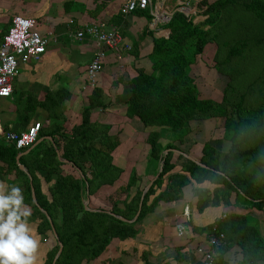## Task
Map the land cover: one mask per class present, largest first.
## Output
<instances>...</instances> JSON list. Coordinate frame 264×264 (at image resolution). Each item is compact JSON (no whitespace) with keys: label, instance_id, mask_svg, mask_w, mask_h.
<instances>
[{"label":"trees","instance_id":"trees-1","mask_svg":"<svg viewBox=\"0 0 264 264\" xmlns=\"http://www.w3.org/2000/svg\"><path fill=\"white\" fill-rule=\"evenodd\" d=\"M156 1L153 0L154 3ZM198 6L204 9L203 15L207 16L201 23H195L194 17L175 12L170 22L160 25L170 31L168 38L157 35L156 30L148 28L145 31L153 37V50L148 56L152 70H139L129 82L126 115L138 119L147 129H167L175 135V142L166 145L160 140V132L151 131L148 135L150 151L147 174L153 170V176L156 177L162 163L163 169L146 193L136 222L128 223L120 219L133 220L139 211L145 188H142L141 178L136 171L131 173L127 185L120 189L126 196L123 207L114 201L112 210L108 212L91 211L84 205L86 197L98 193L104 186H114L124 171L114 163L112 154L120 141L110 134L111 126L90 121L91 111L100 105L102 91L98 89V84L91 87L94 88V94L90 96V107L83 112L84 122L75 127L72 134L66 135L56 129L49 133L41 131L39 138L50 136L54 143L42 141L20 158V163L27 171H23L17 162V157L27 149L21 152L14 144H6L5 140L0 139V180L8 185L20 181L17 186L23 190L24 201L30 202L36 214L42 216L45 229L42 224L40 229L52 230L54 226L59 242L64 245L57 264H81L84 260L98 258L113 238L134 236L135 225L153 213L161 202L179 201L184 198V188L202 186L209 180L217 188L208 193L198 190L196 208L200 213L210 206H232L233 194L236 195L237 205L245 202L258 211L264 210V107L251 110L245 105L243 96L229 100L225 94L229 86L225 88L221 102L205 97L192 75V68L201 62L205 48L215 41L217 24L233 11L232 8L241 7L264 21V0H200ZM149 12V9H137L131 14L145 16L152 23ZM113 20L118 25L114 28L124 39V16L114 17ZM236 46L231 49L230 56L242 53L240 45ZM228 77L231 80L232 76ZM56 96L60 97L59 94ZM69 96L61 97L60 101L50 93L41 106L50 108V118L55 119L62 101ZM37 104L29 103L32 108L24 107L25 113H18L20 121L27 124ZM218 119H224L222 137L205 142L201 147V156L194 159L202 166L187 159L190 163L187 170L177 171L173 159L180 147L175 143L185 142V138L192 133L193 122ZM59 134L66 140L64 147L59 145L55 137ZM224 142L230 144L226 152L220 146ZM61 150V158L79 170V177L64 174L66 162L58 157ZM178 159L186 158L178 155ZM40 171H45V175H39ZM44 181L52 183L51 199L43 193ZM32 187L38 206L33 201ZM257 224L252 218L227 214L208 227L191 225L190 232L199 234L206 231L209 236L225 235L224 243L216 245L214 264H228L224 256L237 246L243 254L238 264H259L264 260V241ZM186 226L189 228L188 224ZM214 228L219 232L215 233ZM59 249L60 245H57L47 264H53Z\"/></svg>","mask_w":264,"mask_h":264},{"label":"crops","instance_id":"crops-1","mask_svg":"<svg viewBox=\"0 0 264 264\" xmlns=\"http://www.w3.org/2000/svg\"><path fill=\"white\" fill-rule=\"evenodd\" d=\"M46 1L47 3L43 4L40 3V0H19L12 7L10 1L0 0V21L4 20L0 24V37L7 32L2 30L3 26L7 27L9 25L11 27L13 16L22 15L36 19L37 14L42 13L45 24L43 34L49 40L47 52L40 60L33 59L20 64L25 65L26 68L22 72L19 70V75L14 82L13 95L10 98H6L10 99L7 105L8 109L14 111L15 116L6 119L2 117L0 111V117L11 129L21 132L29 125L40 121L34 115L50 109L41 106L48 94L55 95L56 99L58 94H64L63 96L70 94L65 99L66 103H63L62 113H57V118L54 119L57 123H55L53 129L66 135L72 134L73 129L84 122L83 112L90 107V96L94 94V88H91L88 79V67L97 54L103 51L105 53V58L103 59L104 70L97 79V87L102 91L99 96L100 105L91 111L90 121L99 125L111 126L110 134L117 137L120 141L119 146L116 147L112 154L114 163L122 167L124 171L114 186H104L98 193L86 197L84 205L86 209L91 211L105 210L109 212L113 208L114 201L121 207L124 206L123 201H125L126 196L120 192V189L129 182L131 174L128 176V173L137 172V175L141 178L142 188H146L155 178L153 170L149 175L147 174L150 151L147 143L149 133L151 131L160 132V140L164 145L175 142V135L171 131L156 127L147 129L138 119H133L126 115V102L130 96V80L141 69H145L147 72L152 70V64L148 56L153 50V37L150 34H146L145 31L148 28L152 31L154 29L145 16L124 14L123 8L128 0ZM172 3L175 2L172 1ZM46 6L47 10L45 11ZM170 6L173 7L172 5ZM198 8L200 9L199 13L203 14L204 9L199 6ZM122 15L125 19L123 24L125 33L124 46L118 50L108 49L94 38L87 37L79 40L74 36V33L78 30L77 25L81 26L89 21L100 22L99 24H103L106 30H112L117 25L113 18ZM206 18L207 16L205 15L201 16L198 23L203 22ZM161 29L163 28L160 27V29H157L158 31H155L159 36L162 35L160 34L162 33ZM163 30L170 33L169 30ZM51 42L54 44L53 47H50ZM127 46H130L131 49H126ZM86 60V64L80 63V61ZM29 62L32 63L30 64ZM74 69L85 74V82L81 84L80 92H72L67 89L69 86H74ZM19 92H21L22 96L18 99L17 94ZM81 92L83 96L79 95ZM202 94L204 93L202 92ZM35 102L38 104L35 107V112L31 115V119L27 124L20 121L18 113L24 107L26 109V106L30 107L29 103L34 105ZM13 103H19L15 106V109H13ZM48 113L50 112L48 111ZM203 124V122H193L192 133L185 138V142L183 144L175 143L180 147L173 159V162L177 165V171H186L190 165L187 159L192 161L189 159L191 157L197 160L201 156L202 145L210 141V139L200 140V135H203ZM42 125L41 131L47 133L45 132L46 124L42 122ZM50 139L52 138L50 137ZM65 141L60 134L57 136V142L61 147H64ZM220 146L226 152L229 150L230 144L224 142ZM62 153L63 150L59 152V157H62ZM178 155H183L186 159L180 160ZM144 163L145 166L141 169V165ZM63 170L64 174L80 176L79 170L73 168V165L68 162L63 166ZM38 174L43 176L45 171H40ZM10 178L13 179L14 177ZM19 182L15 181L8 185L0 180V185L5 186L7 191L11 186H17ZM51 186L52 183L43 182V193L48 195L49 199H51ZM216 188L217 186L212 184L210 180L202 186L191 185L184 188L183 199L172 203L161 202L153 213L148 214L144 220L137 223L134 236L113 238L106 250L98 258L92 261L84 260L81 264H201L204 253L211 247L210 236L206 231L199 234H191L190 226L208 227L227 214H237L256 220L260 235L264 241V210L258 211L245 202L237 205L235 194L231 198L232 206H210L203 213L197 210L198 190L208 193ZM33 201H35L34 196ZM24 203L31 212V215L27 217L29 227L32 230V234L39 240L34 264H47L52 253L56 251L57 245H60L61 248L63 243L59 242L54 226L52 230L45 231L40 229L41 224L43 229H45L42 216L39 215V217L36 214V210L30 202L24 201ZM36 204H38L37 199ZM187 207L191 212L190 218L184 216V211ZM122 218L120 217V219ZM124 221L128 223L136 222L134 219H125ZM181 223L189 226V233L182 237L177 232V225ZM59 251L60 249L54 257L53 264H57V260L61 256H58ZM224 259L228 264H238V261L243 259L242 249L238 246L234 247L225 254ZM259 264H264V260L260 261Z\"/></svg>","mask_w":264,"mask_h":264},{"label":"rangeland","instance_id":"rangeland-1","mask_svg":"<svg viewBox=\"0 0 264 264\" xmlns=\"http://www.w3.org/2000/svg\"><path fill=\"white\" fill-rule=\"evenodd\" d=\"M8 1L12 3L11 6L13 7L19 0ZM210 1L213 2V0ZM40 3L46 4L47 1L40 0ZM169 4L172 6L174 5L172 1L169 2ZM46 10L47 6L45 7V11ZM232 10L233 11H230L229 15H227L219 25L217 24L214 30L215 41L209 44L205 49L201 57V62L197 63V65L192 68V75L196 78L199 89L204 93L203 96L218 102L222 101L225 94L229 100L243 96L245 105L251 110H256L258 107H264V21L258 19L255 14L249 13L241 7L236 6V8H232ZM36 19L38 21L37 30L44 35L43 31L45 30V24L42 13H38ZM3 21H0V24H2ZM93 23L99 24L100 22L93 21ZM9 28V25H7V27L3 26L2 30L8 31ZM237 44L240 45L239 49L242 53L240 55L230 56L231 49ZM53 46L54 44L51 42L50 47ZM86 62L87 60L80 61L82 64H86ZM29 63L31 64L32 62ZM216 64L219 65L217 66ZM25 68V65L19 66L21 72ZM74 71V86H69L67 89L72 92H80L79 88L81 84L85 82V74L80 73L77 69H74ZM222 72L232 76L231 80L228 75ZM226 87L230 89L224 94ZM82 92L79 94L80 96H83ZM17 95L18 99L22 96L21 92ZM61 97H63V95H60L57 99L61 101ZM65 101H62L61 109L57 110V113H62L61 110L63 108V103H66ZM9 102L10 99L0 100V111L2 117L6 119L15 116L14 111L8 109L7 105ZM18 104L13 103V109H15V106ZM21 113L24 114L25 110L23 109ZM34 116L35 118L37 117V120L46 124L45 132L47 133L51 132L55 123H57L53 118H50L48 111H42ZM203 123V135H200L201 141L220 139L222 137L224 119ZM57 136L58 135H55L56 138ZM42 138H44L42 141H51L49 139L50 136H44L39 139ZM1 143L2 141H0V144ZM59 159L61 160V157H59ZM144 166L145 163L141 165V169H143ZM130 174L131 173H128V176H130ZM0 190L6 191V187L0 185ZM34 203L36 204V201H34Z\"/></svg>","mask_w":264,"mask_h":264},{"label":"built area","instance_id":"built-area-1","mask_svg":"<svg viewBox=\"0 0 264 264\" xmlns=\"http://www.w3.org/2000/svg\"><path fill=\"white\" fill-rule=\"evenodd\" d=\"M174 1L173 7L169 2ZM200 0H128L123 8L126 15L137 9L150 10L152 15L151 26L158 31L160 25L170 22L175 12H180L187 17H194V22L198 23L203 14H200L198 2ZM72 22V21H71ZM38 21L34 18L22 15H15L11 19L10 29L0 37V100L10 98L14 92V82L19 75V66L22 62L30 60H40L47 52L49 40L37 30ZM161 36L169 37V32L161 29ZM74 36L83 40L87 37L94 38L100 44L108 46L110 49L118 50L124 42L123 37L117 28L106 30L103 24H96L93 21L85 22L78 27ZM130 49V47H127ZM105 53L100 51L94 61L88 67V79L90 86L97 85V79L104 69L103 59ZM42 123L37 121L29 125L24 131L17 132L0 117V139L8 144H14L18 150H26L32 147L39 139L42 130ZM184 216H190V209L187 207ZM215 233L219 232L214 228ZM177 232L180 237L189 233V228L185 224L177 225ZM225 235L220 233L210 235V249L204 253V264H214L216 245L224 243Z\"/></svg>","mask_w":264,"mask_h":264},{"label":"clouds","instance_id":"clouds-1","mask_svg":"<svg viewBox=\"0 0 264 264\" xmlns=\"http://www.w3.org/2000/svg\"><path fill=\"white\" fill-rule=\"evenodd\" d=\"M30 215L19 186L0 190V264H34L39 240L29 227Z\"/></svg>","mask_w":264,"mask_h":264},{"label":"water","instance_id":"water-1","mask_svg":"<svg viewBox=\"0 0 264 264\" xmlns=\"http://www.w3.org/2000/svg\"><path fill=\"white\" fill-rule=\"evenodd\" d=\"M49 139H50V138H49ZM42 140H43V139L39 140V141H38L37 143H35V145H33L30 149H28L27 151L21 153V154L17 157V162L19 163V166H20V168H21L23 171H27V169H26V167H25L24 165H22V164L20 163V158H21L23 155L29 153V152H30V151H31L36 145H38ZM50 140L53 141L52 139H50ZM166 153H168V151H167ZM189 159H191V160L194 161V162H197V161H195V160H194L193 158H191V157H189ZM61 161H65V162H67V160H64V159H62V158H61ZM197 164H199V165L202 166V164H201L200 162H197ZM162 169H163V163L161 164L160 173L162 172ZM160 173H159V174H158V175H157V176H156V177H155V178H154V179H153V180L147 185V187L145 188L144 193H143V196H142V198H141L139 211H138L136 217L134 218L135 221L138 219L139 215L141 214L142 207H143V202H144V198H145L146 193L151 189V187L153 186L154 182L159 178ZM31 184H32V186H33L32 179H31ZM32 190H33L34 200L36 201V195H35V191H34V188H33V187H32ZM122 219L125 220L124 218H122ZM62 251H63V245L61 244V248H60V251H59V255H58V256L61 255ZM57 258H58V257H57ZM56 260H57V259H56ZM54 264H55V263H54Z\"/></svg>","mask_w":264,"mask_h":264}]
</instances>
